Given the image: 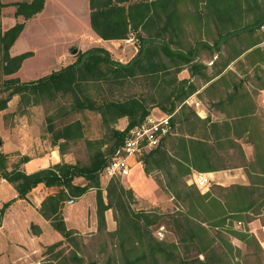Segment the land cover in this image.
<instances>
[{"label": "trees", "instance_id": "16d2710c", "mask_svg": "<svg viewBox=\"0 0 264 264\" xmlns=\"http://www.w3.org/2000/svg\"><path fill=\"white\" fill-rule=\"evenodd\" d=\"M43 2H13V15L22 16V20L15 21L0 33L2 74L13 73L21 61L32 54L31 50H25L10 55L8 48L23 28L24 20L39 12ZM4 4L0 0V12ZM87 6L89 26L99 37L118 39L131 35L137 41L136 51L130 59L120 62L113 59L104 47L90 46L76 50L74 60L58 69L26 80L9 76L2 79L0 86V110L15 94L19 99L17 108L38 103L44 98L52 99L58 94H68L70 110L95 111L105 128L103 137L83 139L89 151L86 162L59 160L25 172L19 164L28 159L27 155H18L9 163L8 153L0 150V176L11 183L16 191L15 198H24L37 183L56 187L54 192L40 200L37 211L61 238L46 244L42 253L52 251L62 240L74 243L76 230L65 226L61 206L64 201L93 189L96 229H104V211L110 208L116 226L107 232L120 237L117 248L126 264H233L232 250L238 253L239 248L230 243L227 238L230 235L253 245L264 258L260 242L247 226L250 220L264 211V132L249 107L250 92L241 78L231 79L235 75L232 69L220 73L228 62L243 52V58L250 60L252 65L264 62V52L256 46L258 38L253 35L264 24V0H87ZM188 24L198 30L203 29L211 36V41L196 36L181 45L183 29ZM202 49H206L209 57L213 56L211 71L203 77L208 80L217 75L206 90L218 88L213 106L220 110L225 107L227 119H200L184 103L195 84L190 78H177L176 72L183 66L191 74L201 72L205 65L197 57ZM216 58H221L219 64ZM261 72L264 75V69ZM226 75H229L230 82L222 85L220 82ZM135 79L146 84L144 93L99 98L88 93L92 86L121 87ZM257 80H261L259 74ZM256 86L264 89V85ZM152 106L170 114V130L160 137L154 148L138 157V161L144 173L151 169L162 173V186L177 203L174 210L166 213L133 210L130 205L134 200L132 191L124 187L118 177H110L103 187L99 181L103 166L115 154L127 129L142 121ZM176 115L185 119L193 130L191 132L197 133L193 138L179 135L171 141L177 154L169 152L164 145L166 136L172 132ZM50 117L48 115L47 119ZM121 117L125 118V125L117 128L114 124ZM200 127L201 132H195ZM47 130L49 143L56 145L59 153L64 152L70 142L83 137L79 119L56 127L48 125ZM243 134L245 141L251 144V156L246 159L236 140ZM229 150L230 155L239 154L242 162L221 163V155L228 154ZM183 159H186V164ZM236 166L245 172L246 184L214 183L201 191L194 182H186L190 167L216 170ZM75 177H81L83 182H75ZM216 189L218 193L214 192ZM11 200L3 202L0 215ZM163 217L170 223L174 239H156L151 234L149 226L159 223ZM235 222L240 224L239 228L234 227ZM29 230L33 234L39 233L34 223L29 224ZM180 248L184 254L193 250L194 255L181 257L178 255ZM53 257L56 258V254ZM67 259L62 256L52 261L45 257L43 264H66ZM70 259L73 264L81 261L75 252H71ZM81 264H114V261L108 257L102 262L89 259Z\"/></svg>", "mask_w": 264, "mask_h": 264}, {"label": "rangeland", "instance_id": "374dc122", "mask_svg": "<svg viewBox=\"0 0 264 264\" xmlns=\"http://www.w3.org/2000/svg\"><path fill=\"white\" fill-rule=\"evenodd\" d=\"M1 1L5 4L1 8L0 12V33L15 21L22 20L21 16L13 15V2L18 0ZM83 7V0L48 1L41 14L34 18L35 20L30 21L27 30L23 35L17 38L12 48L14 53L25 49H34V56L26 59L23 62V65L19 67V69L14 73L2 74L0 69V86L2 79L9 76H17L21 80L36 78L68 64L71 57L68 47L72 46L73 40L78 42L79 34L84 29V26L81 23L83 20ZM202 31L196 29L192 24H188L183 29L181 45L187 44V42H190L196 36H201L203 39L211 41V36L207 35L203 29ZM253 35L258 38L256 46H259L264 52V24L258 27ZM133 44L136 46L137 41L133 40ZM223 53V55H225V52ZM207 54L208 52L206 49H202L199 52L197 59L207 57ZM241 54H244V52ZM220 61L221 58H216V62L218 64ZM253 66H259L260 69H256ZM231 69L235 72V75H233L231 79H234L235 77L241 78L245 88H247L252 94L257 93L259 90L258 96L261 101L259 103L261 104L258 106L256 111V117L258 119L260 129H262L264 132V89L257 88L256 86L264 85V75L261 72V70L264 69V62H258L255 65H252V62L248 59L240 60L235 58L232 60ZM257 74L261 76V80L259 81L257 80ZM222 79L223 80L220 82L222 85L230 82L229 75H226ZM146 90V84L140 79H135L122 85L121 87L112 86L107 88L104 84H101L99 87L92 86L89 88L88 93L91 97L95 98L102 96L121 97L128 93H144ZM216 90H218V88H216ZM216 90L208 89L205 96L215 97ZM3 94L4 93H1V95ZM18 101V96L16 94L12 95L7 101L6 108L4 109H12V113L14 115L13 117L16 122L20 120L26 121V124L30 125L29 134L38 136L39 140H44L47 143L50 141V133L47 130L48 125L56 127L61 123H65L73 119L80 120L82 124L83 137L79 140L70 142L66 147L70 151L69 158L71 161L86 162L89 156V151L85 148L83 139L98 138L103 137L104 135L105 128L100 122L99 115L95 111L89 109H81L78 111L70 110L68 108L70 103V96L68 94H58L52 99L44 98L38 103L27 104L25 106L19 105L17 108ZM14 109H17L18 111ZM48 115L51 116L50 120L47 119ZM13 117L11 116V118ZM124 125L125 124H119L118 121H116L114 124V126L117 128H122ZM246 143L250 144L249 142ZM246 151L248 153L245 155L247 157L251 156L250 145L247 146ZM141 155L142 154L129 155L128 161L131 160V157L137 161L138 157ZM244 159L246 158L244 157ZM236 161L241 162L242 158L237 153L230 155V150L228 154L221 155V163L227 165L236 163ZM132 174L133 172L130 171L126 176L118 177V179L121 182L123 178L131 177ZM144 174L146 178L144 177V180H142L140 188H135V190L121 182L124 187H129L131 189L134 196V200L130 201L131 208L135 211L159 210L163 213L174 210L177 207V203L172 198L167 189L162 186V173L159 170L151 169L149 173ZM104 179L105 178L103 176L100 177L99 175L101 187H103L107 181ZM214 181L209 180L207 188L214 183H221L220 185L238 183H226L225 180H220V182ZM198 188L201 191L205 190L204 187ZM214 192L218 193V190L216 189ZM102 193H104V191H102ZM69 203V201L63 202L61 214L63 215L62 217H64L63 220L65 221L64 223L67 227H75L81 230L78 231L75 229L76 232L73 235L74 243L71 240H62V243L52 251L48 253H42L45 249L44 246L47 243L55 241V239L59 238L60 235L57 231L51 228L48 221L44 222L41 220V233L34 239L37 242L39 241L43 244H39L37 251L30 257L31 259H26L25 257L19 258L15 256L16 259L14 262L16 264H43L45 257H50L52 261H55L54 259H61L62 256H66L68 258L66 264H73L74 261L71 260L70 257L71 252H75V254L81 258V261L79 260V264L89 259L102 262L108 257L114 261V264H126L121 258L117 248L120 237L117 234L111 235L107 232L114 229L116 226L115 220L112 217V210L110 208L104 211V229L101 231L96 229L94 215V190L93 196L91 194L84 193L81 197L75 200L74 203ZM27 216L30 220H33L32 222H35L37 218L44 219L37 211H34L33 209L30 210ZM253 219L255 220L249 224L248 229H250L252 233H255L254 235L258 241H261L262 235L259 232L261 229L260 226H264V211L259 215H256ZM149 227L151 229V234L156 239H174V235L171 232V225L168 223L166 217L161 218L159 223H153ZM234 227L239 228L240 224L235 222ZM158 229H160L161 235L156 233ZM227 238L233 246H237L239 248L238 253L235 250H232L231 254L233 255V264H264V258L262 256L263 254L256 250L253 245L244 243L231 235L227 236ZM23 239L24 241L21 243H23L26 248L31 247V245L28 243L29 240L27 237L19 238L20 241ZM10 245L11 244L4 245L5 249H7V253L5 252L4 254L0 255V261L10 257ZM16 250L17 249H13L12 252H23ZM182 251V248H180L178 251V255L181 257L184 255H194L193 250H188V254H184ZM54 254H56V258L53 257Z\"/></svg>", "mask_w": 264, "mask_h": 264}, {"label": "crops", "instance_id": "0c3cea01", "mask_svg": "<svg viewBox=\"0 0 264 264\" xmlns=\"http://www.w3.org/2000/svg\"><path fill=\"white\" fill-rule=\"evenodd\" d=\"M48 1L50 2V0H44L43 7L41 8V10L35 13L33 16L24 20L23 28L21 29V31L19 32L13 43L8 48V52L10 55L16 54L12 51L15 41L17 40V38H19L21 35L25 33L30 21L35 20L34 18L38 17L41 14ZM83 3H84V7L82 9L83 20L81 23L84 26V29L79 34L78 42L74 40L72 41L73 44L76 46V50H84L90 46H102L106 50H108L110 56L113 59H116L120 62H125L128 59H130L136 51V46L133 44L134 39L129 41H125V39L132 36L129 35L126 38H118V39H103L99 37L89 26L87 0H83ZM25 50H31L32 54L25 57L21 61L19 67L23 65V62L26 59L34 56L35 53L34 49H25ZM25 50H21L20 52ZM70 54H71L70 57V62H71L74 60L75 55L74 53H70ZM237 58L243 60L242 59L243 54H240ZM200 61L205 65V67L201 68V72L199 73L191 74L186 66H183L176 72L177 78H190L195 84V89L184 99V103L187 104L189 107H191L194 110L195 114L200 119L207 118L210 121L212 120L219 121L223 117L224 119H227L225 118V114H224V111H226L225 107L222 110L218 108H214L213 102L216 101V97L205 96L207 92L206 87L213 79L217 77L216 75L208 80H206L203 77L208 75L211 70L210 67L211 58L210 57L208 58V56L203 57L200 59ZM231 64L232 61L228 62L227 65L221 69L220 73H223L227 69H231ZM19 67L17 68V70L19 69ZM258 92L255 94L250 93L248 99L249 107L253 109V114H256L258 106L261 104L259 103L261 101L259 99ZM149 114L158 117L169 113H164L158 107L152 106L149 110ZM11 116L12 117L14 116L12 113V109L3 108L0 110V150L8 153L9 163L13 162L18 155L25 154L28 156V159L24 162H21L19 164V167L25 172H30L40 167L48 166L49 164L55 163L59 160L71 161V159L69 158L70 151L67 148L65 149L64 152L59 153L56 145L47 143L44 140L41 141L39 140L38 136H33L32 134H29L30 125L26 124V121L20 120L16 122L14 117L11 118ZM175 117L176 119H174L172 124V132L168 136H166L164 145L169 152L172 151L174 153L176 152L177 154V149L175 151L174 147L171 145L172 143L171 141H173L176 137H179V135H182L184 138H193L194 137L193 134H197V133L191 132L193 131L192 128L189 125H187L185 119L180 117V115H176ZM117 121L119 122V124H125V118L123 117L119 118ZM201 127L198 128L195 132H201L200 131L202 130ZM236 140L240 143V147L243 151L245 158H248L245 155L248 153L246 151V148L249 145L251 147V144L246 143L244 134L242 136L239 135L238 138H236ZM12 152H14V154H11ZM15 152H17V154H15ZM127 161H128V157H127ZM186 162H187L186 159H183V163L186 164ZM241 162L236 161V163L238 164ZM128 163L130 165L129 172L132 171L133 174L131 177L123 178L121 182L126 186H129L130 188L135 190V188H140V184L142 180H144V177L146 178V176L142 170L141 163L138 160L136 161L131 157V160L128 161ZM189 171H190L189 174L186 176V182L193 181L197 173H203L205 176H207L208 183L209 180L210 181L215 180L214 182H220V180H225L226 183L238 182L242 184H246L248 182L247 176L243 171L242 167L240 166H236L233 168L232 167L221 168L216 170H198L190 167ZM74 181L77 183H82L83 179L81 177H75ZM208 183L203 186L205 189L207 188ZM55 190H56L55 186H45L42 183H37L26 193V196L24 198H15L16 191L11 185V183H9L7 180H5L3 177L0 176V207L3 204V202L12 199L4 207L0 215V255L4 254L5 252L7 253V249H5L4 245L11 244L10 257L6 258L3 261H0V264H10V263L16 264L14 262V260L16 259L15 256L19 258L25 257L26 259L27 258L31 259L30 257L32 256L33 253L37 251L39 244H43L39 241L37 242L34 238L40 235L41 233V228H40L41 220L44 222L47 220L45 218L44 219L37 218L35 222H32L33 220H30L27 214L32 209L34 211H37V207L39 205L40 200L45 195L52 193ZM84 193L91 194L93 196V189H87L81 195L67 201L70 202L69 204H72ZM254 220L255 219L250 220L247 226L249 227V224ZM30 223H34L38 226L39 233L33 234L30 232L29 230ZM260 227L261 229L259 233L262 236H261V241L259 240V242L264 251V229H263L264 226L261 225ZM68 228H73L78 231H81L75 227H68ZM26 237L29 240L28 243L31 245V247L29 248H26L25 245L21 243L22 241H24V239L21 241L19 240V238H26ZM59 238H61V235ZM13 249H17L18 251L20 252L23 251V252L22 253L12 252Z\"/></svg>", "mask_w": 264, "mask_h": 264}, {"label": "built area", "instance_id": "2783aa9c", "mask_svg": "<svg viewBox=\"0 0 264 264\" xmlns=\"http://www.w3.org/2000/svg\"><path fill=\"white\" fill-rule=\"evenodd\" d=\"M133 37L126 38L125 41L133 40ZM170 114L155 117L151 114L133 125H131L123 138L122 143L116 148L115 154L103 166L100 177L106 180L110 177H123L129 172L127 157L133 154H143L154 148L160 137L170 130ZM197 187H203L208 183V177L203 173H197L193 179ZM161 235L160 229L156 231Z\"/></svg>", "mask_w": 264, "mask_h": 264}, {"label": "water", "instance_id": "95a60500", "mask_svg": "<svg viewBox=\"0 0 264 264\" xmlns=\"http://www.w3.org/2000/svg\"><path fill=\"white\" fill-rule=\"evenodd\" d=\"M68 50H69L70 53H75V51H76V46H75V45H72V46L69 47Z\"/></svg>", "mask_w": 264, "mask_h": 264}]
</instances>
